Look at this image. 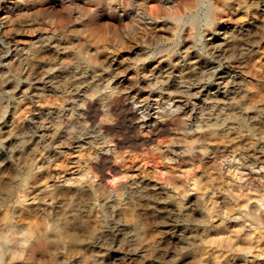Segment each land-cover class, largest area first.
Listing matches in <instances>:
<instances>
[{
  "label": "clouds",
  "instance_id": "9594fccd",
  "mask_svg": "<svg viewBox=\"0 0 264 264\" xmlns=\"http://www.w3.org/2000/svg\"><path fill=\"white\" fill-rule=\"evenodd\" d=\"M12 2L36 11L8 30L0 24V264H113L117 247L124 256L114 264L149 257L169 264L161 228L182 229L184 239L225 207L231 212V188L230 200L213 199L228 176L239 172L243 187L264 199V160L250 162L256 152L264 156V73L254 83L232 71L247 67L264 44V0H199L194 19L181 0H156L163 34L141 6L147 0H83L84 8L60 0L71 8L59 25L64 13L47 7L50 0ZM229 18L232 24H221ZM25 31L40 35L22 43L15 33ZM210 85L218 98L208 96ZM46 101L47 111L33 115ZM125 150L173 154L200 175L171 194L131 178L110 186ZM72 153L80 157L73 170L91 180L74 193L63 174L51 173ZM45 175L52 183H44L37 201L60 203L28 207ZM193 187L197 198L189 203ZM160 199L176 208L161 215ZM25 216L39 221L31 235Z\"/></svg>",
  "mask_w": 264,
  "mask_h": 264
},
{
  "label": "rangeland",
  "instance_id": "374dc122",
  "mask_svg": "<svg viewBox=\"0 0 264 264\" xmlns=\"http://www.w3.org/2000/svg\"><path fill=\"white\" fill-rule=\"evenodd\" d=\"M198 2L199 0H181L184 10L189 11L193 19L198 12ZM189 5H191L190 8ZM76 6L78 8L86 7L83 3V0H76ZM141 6L146 8L149 16L157 18L156 23L160 25L162 24V22L159 20L161 7L156 2V0H147V3L142 4ZM47 7L56 12L64 13V9L71 8V5H63L60 0H50V3ZM32 11H36V9H31L24 5H18L13 3L12 0H6L3 5H0V24H5V30H8V28L15 27L23 23L24 18L29 16ZM165 14L174 15L175 11L173 9H168L165 11ZM65 15L66 13L57 18L55 23L57 25L62 24L64 22ZM233 22L234 21L231 18L221 20V24L224 25L232 24ZM73 27H75V25H73ZM159 28H161L163 31ZM159 28L157 29V32L163 34L165 32V27L163 24ZM15 35L22 36V43H27V41L34 39L35 36H39L40 33H36L34 36L33 33L25 31L23 33H15ZM54 52L55 46H53L50 52L46 53V56L50 59H55V56L53 55ZM262 56H264V44L261 45L260 51L254 53V56L248 62L247 67L243 68V70L234 68L232 71H239V76L242 79L250 80L255 83L258 81V74L264 73V67H262V65H264V59H261ZM129 79H131V77H129ZM37 82L36 90L38 91L42 87V81ZM216 87V85L209 86V97L218 98L215 96ZM48 106L49 102L47 101L43 104L38 102L34 106L33 115L37 110L47 111ZM10 123L11 118H9V125ZM9 130V127L3 129L5 133H7ZM157 142H159V140ZM255 156H259L261 160H264V156H260V153L256 152L254 156L250 157L252 163H255ZM79 158L80 157L77 153H72L67 163H65L63 158H61L59 161L55 162L54 167L51 169L53 177H56L60 174L65 176L66 183L64 187L72 189L73 193L76 190V186L89 185L91 183L90 173H79L78 171L73 170V162ZM183 159L184 161H187L188 158L185 157ZM113 166L118 167L120 171L109 176L107 183L110 186L119 185L120 183L131 178L134 180L145 181L151 186L150 190L153 191V193L167 192L171 194L179 192L184 182H186L188 179H191L193 176L198 177L200 175L199 168L193 172L190 164L178 161L173 154L164 155L162 153L151 154L148 152H143L141 154L133 153L129 156L127 154V150H125L124 158H117ZM240 171L246 172L248 169H241ZM173 175L175 177V182H173L171 177ZM258 175L259 173H252V176ZM71 177H75L78 184L74 185L71 181ZM233 180H235V184H233ZM45 182L51 184L52 180H50L48 176L45 175V177L39 181V186L35 187L30 193L32 202L28 205V207H35L37 203H40L41 206H46L49 210H51L54 203L57 205L60 203V201L46 202L44 200L37 201V199H35L37 196L41 195L40 189ZM223 183L224 188L220 189L219 195H214L213 199L218 203L220 201L230 200L228 189L231 188V195L235 197V200L231 201L234 211L232 210L229 212L228 208L225 207L224 214L219 218L214 217L206 229L204 227H199L196 229V231L192 232L189 230L184 232L183 236L186 238L183 240H181L182 229L176 232L177 234L174 233L175 235L172 236V234L168 235L164 229L161 228V231L164 232L165 235L160 237V247L162 249H169L168 255L163 258L164 261L169 262V264H264V205H261V202L257 201L259 195L254 190L243 187L247 181L240 176L239 172H234L233 176H228ZM237 184L240 185V187H236L235 185ZM217 187L219 188L220 186L217 185ZM162 190L163 192H161ZM247 197H250L248 204L249 207L244 208L236 205V199L238 201V199L242 200L246 199ZM196 198L197 193L195 188H193L192 191L187 195L186 200L188 199L190 203H194ZM159 201L156 202L157 207L159 209L163 207L160 209V213L162 212V214L165 213L164 215H167L169 213L167 203H170L171 201H166L164 199H160ZM250 207L255 209L254 214L257 215L258 219H260V223L255 224V222L250 220ZM31 219L34 220L31 221ZM34 221L35 224L38 223V220L34 216L31 218H26V216L22 218L23 225L26 226L27 224L29 225V223H31L30 226H32L33 224L32 227L27 225L31 229L35 225ZM38 227V225H35V228ZM186 234L188 235L186 236ZM177 248L181 250L179 253V258H176ZM201 253L203 255L200 257L199 255ZM111 255L113 257L114 264L116 260H120L124 256V252H122L119 247H117L112 250ZM133 258H140V254H136ZM144 264H163V262L159 259L156 261L149 257L144 260Z\"/></svg>",
  "mask_w": 264,
  "mask_h": 264
},
{
  "label": "bare ground",
  "instance_id": "6f19581e",
  "mask_svg": "<svg viewBox=\"0 0 264 264\" xmlns=\"http://www.w3.org/2000/svg\"><path fill=\"white\" fill-rule=\"evenodd\" d=\"M194 6H195V4H194ZM195 16V15H194ZM10 23V22H9ZM162 25V24H161ZM159 29H161V28H159ZM162 30V29H161ZM160 30V31H161ZM163 31V30H162ZM38 83V82H37ZM250 157H252V156H250ZM250 162L252 163V160H251V158H250ZM170 176V175H169ZM172 177V176H171ZM170 180V179H169ZM71 184V183H70ZM77 184H78V182H77ZM176 184V183H175ZM77 187V186H76ZM193 188H195V187H193ZM228 189V188H227ZM75 190V189H74ZM156 190V189H155ZM161 190V189H160ZM153 192V191H152ZM157 192V191H156ZM159 192V191H158ZM161 192H163V190L161 191ZM160 193V192H159ZM256 195V194H255ZM246 196V195H245ZM254 197H256V196H254ZM36 199V198H35ZM249 199H250V197H247L246 199H242V200H239L238 199V201H237V199H236V205H239V207H244V208H247V207H249ZM257 199V198H256ZM34 201V200H33ZM162 201V200H161ZM257 201H259V202H261V205H264V199H260L259 197H258V200ZM57 202V201H56ZM59 202V201H58ZM160 202V201H159ZM187 202H189V200L187 199ZM190 203V202H189ZM175 206L176 205H173V203H167V207L169 208L168 210H169V212H171V211H173L174 209H175ZM166 207V208H167ZM236 207V206H235ZM252 207V206H251ZM250 207V212H251V216H250V220L252 221V222H255V224L256 223H260L261 221H260V219H258V217H257V215H255L254 214V212H255V209H252ZM255 207V206H254ZM161 208H163V207H161ZM160 208V209H161ZM257 209V208H256ZM167 210V209H166ZM167 210V211H168ZM233 211H234V209H233ZM165 213H163L162 214V212H161V215H164ZM18 215H19V213H18ZM23 218V217H22ZM27 218V217H26ZM25 219V218H24ZM32 220H34V219H31V221ZM24 221V220H23ZM25 222V221H24ZM28 223V222H27ZM33 223V222H32ZM34 224H35V221H34ZM28 225V224H27ZM26 225V226H27ZM31 225V223H29V225L28 226H30ZM36 226L38 225L39 226V221H38V223L37 224H35ZM35 225H34V227H35ZM27 226V229H28V232H29V235H31V228L30 227H32L33 226V224H32V226H30V227H28ZM163 229H164V231L168 234V235H171L172 234V236L173 235H175L174 233H176V232H178V231H180V230H177V231H173L172 230V227L170 226V225H165V226H163L162 227ZM162 230V229H161ZM229 230V229H228ZM193 232V231H192ZM190 233V232H189ZM177 234V233H176ZM191 234V233H190ZM193 234V233H192ZM199 234V233H198ZM220 234V233H219ZM222 234V233H221ZM184 235V234H183ZM188 234H186V236H187ZM226 235V234H225ZM179 236V235H178ZM193 236V235H192ZM231 236V235H230ZM189 237V236H188ZM178 238V237H177ZM186 238V237H185ZM184 238V239H185ZM231 238H232V236H231ZM173 239V238H172ZM180 239V238H179ZM181 240H183V239H181ZM186 242V241H185ZM168 243V242H167ZM182 244V243H181ZM184 244H186V243H184ZM188 244H189V242H188ZM243 245V244H242ZM246 245V244H245ZM237 246V245H236ZM215 247V246H214ZM218 247H219V245H218ZM164 248V247H163ZM203 254L201 253L199 256L201 257ZM157 256H159V253H157ZM194 259V258H193ZM198 259V258H197ZM156 261H157V259H156ZM205 263V262H204Z\"/></svg>",
  "mask_w": 264,
  "mask_h": 264
}]
</instances>
